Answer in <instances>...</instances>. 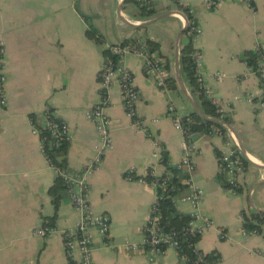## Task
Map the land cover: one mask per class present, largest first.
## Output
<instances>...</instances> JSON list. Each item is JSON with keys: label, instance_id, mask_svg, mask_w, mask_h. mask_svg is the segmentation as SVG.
<instances>
[{"label": "crops", "instance_id": "1", "mask_svg": "<svg viewBox=\"0 0 264 264\" xmlns=\"http://www.w3.org/2000/svg\"><path fill=\"white\" fill-rule=\"evenodd\" d=\"M152 13L142 15L134 0H0V73L4 80L0 101V264H70L63 231L74 228L80 213L66 190L48 236L33 230L54 213L48 189L55 171L41 148L42 112L46 106L68 126L65 169L83 170L94 157L99 133L87 116L101 102L99 73L105 49L138 36L158 44L155 57L163 60L170 86L159 89L144 69L142 59L128 54L123 64L133 75L138 92L136 113L142 129L127 116L114 80L106 91L104 108L110 119L111 147L99 166L86 175L91 212L109 217L107 235L95 228L94 264H180L171 247L152 257L145 249L126 250L125 243L140 245L155 187L139 180L152 171L162 176L165 165L153 157V140L166 152L168 163L182 159L183 135L175 127L168 106L177 116L203 112L198 91L182 70L180 55L189 39L184 29L189 14L201 32L192 41L202 52L203 86L215 106L228 119L225 134L196 132L192 180L202 190L196 224L201 229L197 247L218 257L211 264H264V223L259 234L244 235L242 212H264V81L249 66L244 54L264 51V0H220L208 8L205 0H150ZM180 5V7H179ZM99 32L100 43L87 37L88 22ZM219 74L220 78H213ZM215 128H211L214 130ZM236 148L246 165L235 175L238 191L222 185L230 176L218 157ZM162 153V154H163ZM130 170L135 179L125 178ZM221 175L222 180L218 178ZM186 192V189L183 193ZM180 212L192 207L178 201ZM211 220V225H206ZM78 256V254H77ZM77 264V259L72 260Z\"/></svg>", "mask_w": 264, "mask_h": 264}, {"label": "built area", "instance_id": "2", "mask_svg": "<svg viewBox=\"0 0 264 264\" xmlns=\"http://www.w3.org/2000/svg\"><path fill=\"white\" fill-rule=\"evenodd\" d=\"M138 6L144 10H151L152 4L150 0H136ZM220 0H205V3L208 8H213L219 3ZM190 24V28L187 32V36L191 38L193 41L194 38L198 34H200L201 29L197 25L195 21H188ZM187 24V25H188ZM186 28V27H185ZM258 51L257 54V67L255 72L264 79V51L261 48H256ZM135 54L138 55L145 67V70L149 76H151L154 80L155 85L161 89L166 91L168 88L166 79L168 78L165 65L162 59L155 57L153 54H149L148 51H145L142 46L139 44L133 45H113L109 47V55L104 56L100 73H99V83H100V91L103 97L102 101L94 105L88 112L87 116L89 119L93 121L95 127L99 133V143L95 146V155L93 158L88 160L83 168V170L79 173L71 174L68 170L64 168H56L50 164L48 160V155L46 153L45 144L51 148L53 146H58L62 141H67L68 136V126L67 124L57 119L53 116L52 110L49 106H46L42 112L43 116V129H46L49 132L51 139L47 141L44 140V137H40L41 148L46 156L49 164L53 167L55 174H58L62 177L65 185V190L69 193L72 205L75 209H77L80 213L79 219L76 222L74 228L63 231V239L65 250L67 252L68 257L71 260L77 259V264H94L92 260V250H93V239L91 234L88 232L89 228H95L101 235H107L109 230V217L106 214L100 213L95 214L91 212L89 202H88V184L86 181V175L95 170L101 160L104 152L111 147L112 139L110 134V119L108 115L105 113L104 108L106 106V91L111 86L114 80H117L119 83L120 94L122 98V103L125 109L127 116H129L136 125L143 128L141 125V121L137 117L136 113V103L138 100V92L133 83V75L132 72L123 64V60L126 55ZM193 64H194V72L196 81L199 84V87L203 90V93L211 100L212 103H216L213 96L210 94L209 90L203 86L204 79V61L202 52L193 48L191 53ZM213 78L219 79V74H213ZM4 77L0 73V101L4 103L3 97V84ZM256 103L259 107L264 108V96H259L256 99ZM168 114L171 115L172 120L176 128L180 130L183 135V139L181 141V148L183 150V156L181 161L176 165V167L182 170L186 177L183 179V182L187 185L186 192L180 194L175 203L187 202L192 207V211L189 213L190 220L181 230H170L164 231L159 225L158 215L155 214V200L151 206L149 215L146 219V224L144 227V237L142 243L140 245L134 243H125L124 248L126 250H137L139 248L147 250L151 254L152 257L161 255L166 248L171 247L177 253L178 258L181 256V252L179 249L180 245V234H200L201 229L197 226L196 222L201 221L203 219V215L199 209V206L202 202V190L200 186H198L191 177V173L194 168V145L193 138L196 132H190L188 130V126L183 122L182 117L177 116L174 113V108L172 105L168 106ZM33 131L35 133H41L38 129L34 128ZM147 136L153 140L154 152L153 157L157 159L158 162L163 164V151L159 150V142L154 139L150 132H146ZM210 134H219L217 129L210 130ZM221 170L229 175L231 178L228 181L230 184L227 187L231 192H237V186L234 182V177L242 170V163L240 153L236 148H233L229 151L221 153L218 157ZM153 175L152 171H150ZM159 177V176H157ZM125 178L132 180L135 179L132 172L128 170L125 173ZM139 180L146 181L145 179L140 178ZM154 187L156 192V185L158 182L150 181ZM160 186L164 185V182L159 183ZM242 218V216H241ZM243 221V218H242ZM211 220H206V225H211ZM54 231L52 226H43L38 227L33 230V233L41 236H48ZM242 233L244 235H253L259 234L257 229L246 230L243 228ZM198 242V241H197ZM197 242L192 243V251L196 254V258L194 260L195 264H208L205 259V253L202 252L197 247ZM78 254V256H77ZM184 259V257H182Z\"/></svg>", "mask_w": 264, "mask_h": 264}, {"label": "trees", "instance_id": "3", "mask_svg": "<svg viewBox=\"0 0 264 264\" xmlns=\"http://www.w3.org/2000/svg\"><path fill=\"white\" fill-rule=\"evenodd\" d=\"M134 2L138 5L137 1ZM139 7V6H138ZM180 7V5H179ZM142 15L149 16L152 11L144 10L140 8ZM189 21H192V18L189 14H186ZM85 20L88 22L87 29L85 34L87 37L95 40L100 43L102 41L99 32L89 23L87 16L83 15ZM190 28V24L186 26L184 29L187 34ZM188 43L182 48L180 61L182 65L183 73L185 74L187 80L193 87L198 91L200 98L202 100L203 112L207 117H202L199 114L192 112L186 116H182L183 122L188 126V130L190 132H209L211 128L217 129L219 134H225V124L218 122L214 119L219 118L224 121V123H228V119L225 116H221V113L217 110V107L211 102V100L203 93V90L199 87V84L196 81L195 72H194V64L191 56L193 46L192 40L188 37ZM140 45L144 48L145 51H148L149 54H153L158 50V44L148 38H141L138 36H131L129 38L124 39L120 43L116 45L124 46V45ZM113 46V45H112ZM104 53L109 55V49H105ZM157 53V52H156ZM257 50L247 51L244 54V59L246 63L252 67V69H256L257 67ZM155 56V55H154ZM145 69V67H144ZM260 77V76H259ZM261 78V77H260ZM264 81L263 78H261ZM167 85L170 86V78L166 79ZM40 136L44 137V140L49 141L51 139L49 132L46 129L41 130ZM46 153L48 160L52 166L56 168H64L66 166V155L68 142L62 141L58 146H53L49 148L45 144ZM163 164L165 165V173L162 176H154L149 171L146 176L143 177L146 181H157L156 185V200H155V214L158 215L159 225L164 231H170L173 229L181 230L190 220L189 214H185L180 212L177 207L175 200L176 198L182 194L187 185L183 182V179L186 177V174L178 169L176 166L170 165L168 163V158L166 152L163 154ZM241 157V163L243 167L246 165V161ZM218 178L222 180L221 175H218ZM164 182L163 186H160L159 183ZM222 185L227 188L230 186L228 182L222 181ZM65 190L64 181L61 176L58 174L55 175V180L53 184L49 187L48 193L51 197V202L53 204L54 213L51 217L47 218L45 224L48 226L54 225V220L56 217L57 209L59 206V202L61 199V193ZM238 191V189H236ZM243 217V227L246 230L257 229L261 230V225L264 223V212L263 211H251V212H242ZM198 234H180V245L179 249L181 252V256L179 258L180 264H195L194 260L196 258V254L192 251V243L197 242L199 239ZM184 257V259H182ZM204 259L208 264L218 260L217 256L211 254H205ZM70 264H74L72 260H70Z\"/></svg>", "mask_w": 264, "mask_h": 264}]
</instances>
